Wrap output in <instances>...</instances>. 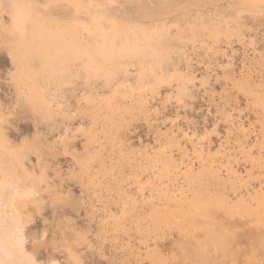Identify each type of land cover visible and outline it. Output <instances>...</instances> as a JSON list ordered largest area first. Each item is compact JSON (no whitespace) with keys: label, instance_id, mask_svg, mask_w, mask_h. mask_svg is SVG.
Instances as JSON below:
<instances>
[{"label":"bare ground","instance_id":"obj_1","mask_svg":"<svg viewBox=\"0 0 264 264\" xmlns=\"http://www.w3.org/2000/svg\"><path fill=\"white\" fill-rule=\"evenodd\" d=\"M114 2L0 0V40L10 57L8 74L16 93L12 107L0 100V264H47L38 257L47 231L32 250L26 246L33 204L42 203L44 188L50 186L47 174L39 172L46 143L38 137L17 149L6 132L9 111L26 110L36 131L58 128L62 113L66 117L72 111H59L56 103L82 79H102L111 92L90 101L94 109L85 114L89 127L81 138L87 139L86 156L75 154L82 158L80 184L106 194L103 229L129 255L125 264H264V88L246 76L244 63L236 88L251 101L259 125L249 127L241 118L237 122L233 109L225 110L233 137L220 136L222 151L213 152L210 140H199L192 141L195 151L188 154L175 136H168L153 151L141 150L135 157L122 134L151 108L149 91L162 93L166 78L158 71L170 57L172 43L196 47L199 28L211 40L221 29L194 22L174 32L167 25H143L120 18ZM245 2L249 10L264 12V0ZM132 69L141 81H151L123 92L115 80ZM188 72L169 77L168 86L177 87L180 96H188L189 86L195 85ZM56 204L64 211L73 207L61 196ZM61 235L59 246L71 263L84 264L68 234ZM52 260L48 264L56 263Z\"/></svg>","mask_w":264,"mask_h":264},{"label":"rangeland","instance_id":"obj_2","mask_svg":"<svg viewBox=\"0 0 264 264\" xmlns=\"http://www.w3.org/2000/svg\"><path fill=\"white\" fill-rule=\"evenodd\" d=\"M114 1L111 5L120 18L128 17L143 25H167L170 31L174 32L178 28H189L194 22L196 26L197 23L199 26L204 23L211 29L217 26L221 29V34H217L216 38L211 40L199 28V41L196 47L172 43L170 57L163 60V69L158 71L166 78L162 85V93L149 91L151 108L148 106L150 109L140 114L123 131L122 140L132 155L137 157L141 150L153 151L158 147L159 139L168 136H175L183 147L188 149V154L195 151L193 145L199 140H210L213 152H219L222 149L220 136L233 137L231 123L225 116L227 114H223L225 110L233 109L230 112L234 114L237 122L242 119L249 127L259 125L251 101L236 88L238 80L236 77L242 79L241 72L245 63L246 76L250 77V80L255 79L254 83L264 88V12L249 10L246 8L245 0ZM177 25L179 27H176ZM4 48L5 44L0 40V100L12 107L16 101V93L14 87L10 86L8 73L11 63ZM188 71L194 76L195 85L189 86L191 92L188 96H180L177 87L168 86L169 77L177 73L185 75L189 73ZM129 73L127 77L119 75L115 80L117 85L123 86V92L128 93L132 85L137 89L136 85L141 84L139 86L141 88L143 82L151 81V79L141 81L136 69ZM231 76L234 80H231ZM125 77L128 79L127 83ZM103 81L82 79L66 89L67 91L63 93L65 98H60L56 107L59 111L62 108L61 111L70 109L72 112L67 113L66 117H63L62 113L59 120L62 124L58 128L41 126L40 130L36 131L31 115L20 106L14 111H9L10 117L7 115L9 120L7 119V124L5 123L6 132L8 131L10 141L11 143L13 141L17 149L23 148L24 144L38 137L44 138L46 143L44 148L47 151L43 150L41 153L43 159L39 162L41 166L39 172L47 174L50 186L44 188L42 203L33 204L32 220L26 228L28 249L32 250L35 245L46 240L38 256L40 263L48 264L54 259L55 264H73L59 246L63 231L68 234L73 250L84 264H125L129 257L124 253L121 244L104 232L102 201L106 200V194L104 196L101 191L93 188L88 190L85 185L80 184L82 171L79 161L86 156L87 145L86 136L83 134L84 138H81V131L84 130L85 133L89 127L85 114L93 111L95 101L105 98L111 92ZM138 91L134 93L137 94ZM236 94L239 95L240 101ZM90 101L95 103L92 104ZM106 146L107 151L111 152V145L107 143ZM74 147L79 152L76 150L74 152ZM76 153L82 158L78 154L75 156ZM241 165L243 169L244 167L250 169L247 163L241 162ZM98 193L100 197H97ZM57 196L70 199L73 207L70 206V210L64 211L56 204ZM44 231H47V234L43 240ZM165 247H171V244Z\"/></svg>","mask_w":264,"mask_h":264}]
</instances>
